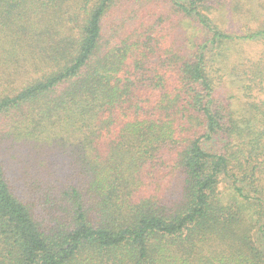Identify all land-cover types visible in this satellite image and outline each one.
Returning <instances> with one entry per match:
<instances>
[{"label": "trees", "instance_id": "trees-1", "mask_svg": "<svg viewBox=\"0 0 264 264\" xmlns=\"http://www.w3.org/2000/svg\"><path fill=\"white\" fill-rule=\"evenodd\" d=\"M0 264H264V0H0Z\"/></svg>", "mask_w": 264, "mask_h": 264}, {"label": "rangeland", "instance_id": "rangeland-1", "mask_svg": "<svg viewBox=\"0 0 264 264\" xmlns=\"http://www.w3.org/2000/svg\"><path fill=\"white\" fill-rule=\"evenodd\" d=\"M258 49V46H253L252 49L250 51H255Z\"/></svg>", "mask_w": 264, "mask_h": 264}]
</instances>
